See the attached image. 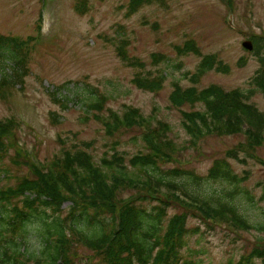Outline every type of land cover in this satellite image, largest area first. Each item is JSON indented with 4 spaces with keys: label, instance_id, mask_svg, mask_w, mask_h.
<instances>
[{
    "label": "rangeland",
    "instance_id": "obj_1",
    "mask_svg": "<svg viewBox=\"0 0 264 264\" xmlns=\"http://www.w3.org/2000/svg\"><path fill=\"white\" fill-rule=\"evenodd\" d=\"M129 1L0 0V35L26 41V74L21 82L0 88V122H14L1 137L0 187L34 178L31 166L48 167L65 151H85L101 167L105 154L110 157L117 151L124 156L127 175L145 179L149 174L152 179L176 183L188 190L187 197L192 195L212 206L230 202L249 224L264 226V143L237 151L239 159L228 156V151L244 143L242 134L193 139L182 126V111L203 110V105L175 108L169 101L176 84L198 89L216 84L243 92L252 88L253 77L264 64V0H150L126 15ZM251 36L262 38L257 52L242 46ZM186 40H193L201 55L213 54L227 70H209L194 81L192 74L201 56L175 51V45ZM122 41H126L129 61L134 64L125 63L118 55ZM6 65L4 70L12 76L11 61ZM136 74H161L164 82L156 92L145 91L132 83ZM100 96L106 98L103 106L88 110L86 105ZM248 102L264 112L261 93L250 95ZM128 106L138 108L149 126H167L166 138L176 149L171 161L160 164L156 171L134 168L128 162L133 155L148 151L142 139L148 129L145 124L109 133L95 117L111 122L110 111L122 116ZM215 159L226 160L233 173L246 175V179L231 183L208 178ZM171 169L193 171L199 180L195 183L187 174H170ZM137 191L122 190L119 196L133 197ZM138 203L150 217L158 204L156 200ZM14 205L23 208L20 199L2 204L9 210ZM69 205V201L63 203L61 219L67 216ZM3 210L0 205V213ZM46 212L50 214L51 209ZM173 214L187 215L189 232L182 254L196 264H235L264 240V229L211 223L177 204L166 207L160 221L153 219L160 234ZM88 220L84 214L76 228L88 234L94 228L86 224ZM103 220L107 223L110 219ZM37 225L26 222L20 238V250L30 256L28 264L46 262ZM66 228L67 235L73 237V231ZM70 247L74 264H100V257L76 237ZM254 262L263 264L257 257Z\"/></svg>",
    "mask_w": 264,
    "mask_h": 264
},
{
    "label": "trees",
    "instance_id": "obj_2",
    "mask_svg": "<svg viewBox=\"0 0 264 264\" xmlns=\"http://www.w3.org/2000/svg\"><path fill=\"white\" fill-rule=\"evenodd\" d=\"M149 1L130 0L126 15L134 13L139 6ZM250 39L254 52H257L262 38L251 36ZM25 42L15 37L0 35V88L21 82L26 74L23 52ZM125 46L126 41H122L117 47V53L125 63L134 64L129 61ZM175 51L178 55L193 53L201 56L198 67L192 74L194 81H198L209 70H227L213 54L201 55L193 40L175 45ZM9 60L12 64V76L4 70ZM163 82L164 76L161 74H136L132 78L135 87L151 92L158 91ZM252 84V88L247 92L237 88L224 90L216 84L201 89L195 86L182 88L176 84L169 101L175 108L185 104L203 105V110L182 111V126L193 139L209 134H242L244 143H239L228 151V156L239 159L237 151H245L249 147L264 143V112L248 102L249 96L256 92L264 96L262 68L253 77ZM105 101V96H100L97 101L87 104L86 108L99 109ZM110 112L111 122L103 121L101 116L95 115L109 133L121 127L135 125L145 124L148 128L142 137L148 151L130 157L128 162L131 166L147 167L156 171L160 164L171 161V154L176 148L173 142L166 138L165 123H160L158 127L149 126L138 108L133 106H128L122 116ZM12 123L13 119L0 122V149L1 137L8 132ZM101 161L104 169L110 170L111 174L97 165L87 152L65 151L61 158L53 160L48 167L31 166L34 178L25 177L14 186L0 187V205L4 209L0 213V264L29 263L30 256L26 254L25 249L20 250L26 222L38 224L37 233L44 245L41 253L42 256L45 254V264H74L70 256V246L75 237L100 257V264H196L194 260L184 258L182 254L189 232L186 214L170 216L162 234L156 229L158 225L153 224V219L160 221L165 215V208L172 204L184 207L211 223L244 229H264V226L249 224L230 202H219L217 206H212L192 195L187 197L188 190L176 183L166 182L161 178L152 179L148 173L145 179H140L134 173L127 175L124 156L117 151H113L110 157L105 154ZM169 173L187 174L195 183L199 180V176L193 171L171 169ZM207 177L231 183L246 179V175L233 173L224 159L214 160L208 169ZM162 187L166 192L162 193ZM127 189H136L138 194L121 198L119 192ZM181 190L184 198L177 194ZM14 199H20L23 208L16 205L10 210L3 208L2 204H9ZM138 200L158 202L153 208L152 217L140 206ZM67 201L70 202L69 211L67 216L61 219L62 205ZM48 208L51 209L50 214L46 212ZM84 214L89 218L86 224L94 227L88 234L83 229H77L75 225ZM106 217L110 219L107 223L103 220ZM66 227L73 231V237L67 235ZM259 244L247 254L241 255L235 264H255V257L260 258L264 264V240L259 241Z\"/></svg>",
    "mask_w": 264,
    "mask_h": 264
},
{
    "label": "water",
    "instance_id": "obj_3",
    "mask_svg": "<svg viewBox=\"0 0 264 264\" xmlns=\"http://www.w3.org/2000/svg\"><path fill=\"white\" fill-rule=\"evenodd\" d=\"M242 46L247 48L248 50L252 49V42L250 40H245L242 42ZM264 71V69H263Z\"/></svg>",
    "mask_w": 264,
    "mask_h": 264
}]
</instances>
